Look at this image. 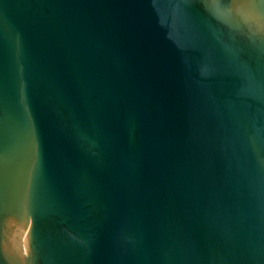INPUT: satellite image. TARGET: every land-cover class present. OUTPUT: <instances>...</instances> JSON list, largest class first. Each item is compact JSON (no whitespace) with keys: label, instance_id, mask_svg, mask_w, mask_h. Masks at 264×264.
Returning <instances> with one entry per match:
<instances>
[{"label":"water","instance_id":"water-1","mask_svg":"<svg viewBox=\"0 0 264 264\" xmlns=\"http://www.w3.org/2000/svg\"><path fill=\"white\" fill-rule=\"evenodd\" d=\"M0 264H264V0H0Z\"/></svg>","mask_w":264,"mask_h":264}]
</instances>
